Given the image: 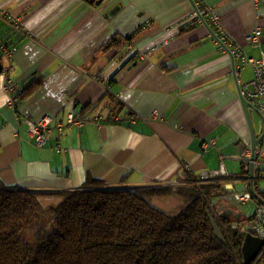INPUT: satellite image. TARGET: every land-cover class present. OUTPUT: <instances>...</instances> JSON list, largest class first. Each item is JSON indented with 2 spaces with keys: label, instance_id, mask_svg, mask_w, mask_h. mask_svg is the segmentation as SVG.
Wrapping results in <instances>:
<instances>
[{
  "label": "crops",
  "instance_id": "crops-1",
  "mask_svg": "<svg viewBox=\"0 0 264 264\" xmlns=\"http://www.w3.org/2000/svg\"><path fill=\"white\" fill-rule=\"evenodd\" d=\"M97 2L0 0V42L14 48L11 62L0 58V180L41 193L46 208L58 203L56 193L92 180L107 188L184 186L218 169L222 155L224 169L238 180L223 184L227 193L213 216L229 210L246 222L258 201L239 204L233 195L245 190L249 175L243 156L251 137L240 90L253 80L252 66L235 72L229 52L194 19L190 0ZM202 2L247 57L264 55V0ZM257 28L260 45L254 47L250 36ZM113 39L118 47L108 46ZM5 70L11 91L4 90ZM251 108L259 138L264 121ZM24 115L36 122L50 115L65 125L70 115L88 121L66 125L61 134L52 129L36 147L26 139ZM211 139L214 145L203 148ZM253 178L264 204V155ZM182 202L152 198L165 211ZM247 204L255 206L249 216L239 209ZM223 220L237 224L233 216Z\"/></svg>",
  "mask_w": 264,
  "mask_h": 264
},
{
  "label": "trees",
  "instance_id": "trees-1",
  "mask_svg": "<svg viewBox=\"0 0 264 264\" xmlns=\"http://www.w3.org/2000/svg\"><path fill=\"white\" fill-rule=\"evenodd\" d=\"M116 42L108 46L118 47ZM195 181L163 188H107L86 181L56 193L58 203L42 208L41 193L0 180V264H242L240 220L231 226L213 216V199L227 193L223 183ZM156 196L183 202L165 211L152 204ZM208 213L224 244L215 238ZM33 226L39 227L28 239L25 233Z\"/></svg>",
  "mask_w": 264,
  "mask_h": 264
},
{
  "label": "built area",
  "instance_id": "built-area-1",
  "mask_svg": "<svg viewBox=\"0 0 264 264\" xmlns=\"http://www.w3.org/2000/svg\"><path fill=\"white\" fill-rule=\"evenodd\" d=\"M193 16L194 19L202 25H205L210 36H212L222 49L229 52L235 72L242 71L245 66L251 65L254 71V78L248 84L244 85L240 90L241 96L246 98L247 102L256 109L263 121H264V55L261 53L259 58H249L247 57L242 49L221 29L218 16L214 13L212 7L202 0H193ZM16 28L20 27V22L15 23ZM260 35L261 32L257 28L250 36V43L252 46L257 47L260 45ZM14 53V48H7L5 44L0 42V58L5 59V61L11 62ZM11 66V65H10ZM10 67L7 68L9 70ZM7 70H5L4 80H5V91H11V79L7 75ZM12 104H16V100L12 99ZM156 116V113L153 114ZM24 123L26 125V139L28 142L33 143L36 147L44 146L50 138L52 129L57 130L59 134L63 131V128L67 126L81 127L88 120L85 117H73L70 115L66 122V125L57 120L56 118L48 115L42 117L39 121H33L29 115L23 116ZM93 121L98 124L101 118L95 117ZM213 146L214 140H209L203 144V148L206 146ZM57 152H60V148H56ZM264 155V148L247 149L244 153L243 160L244 165L248 169L249 163H253V170L259 166L262 156ZM252 158V160H251ZM219 168L212 171L202 172L197 178L196 184L199 183H223L229 184L233 181L238 180V177H230L223 166L224 156L219 157ZM245 190L240 192H234V200L239 204H245L253 200V193H256L257 187L254 179L245 177ZM225 185V186H226ZM244 231L251 234L254 237L262 239L264 241V204H260L256 207L252 218L246 221ZM264 255V246L257 257L259 261ZM253 264V263H252Z\"/></svg>",
  "mask_w": 264,
  "mask_h": 264
},
{
  "label": "water",
  "instance_id": "water-1",
  "mask_svg": "<svg viewBox=\"0 0 264 264\" xmlns=\"http://www.w3.org/2000/svg\"><path fill=\"white\" fill-rule=\"evenodd\" d=\"M104 0H98L97 5L101 4ZM191 4L193 5V0H190ZM0 71H1V65H0ZM243 110H244V114L246 117V121L248 124V128L250 131V137H251V149L252 151L254 150L255 146L262 140V138L264 137V131L262 136H260L259 138H256V136L254 135V131L252 128V124H251V113H252V108L251 106L246 102L244 97L240 98ZM252 160V158H251ZM253 163L250 162L249 163V167H248V176L251 179L253 178ZM253 193V197L255 199H260L257 195V193ZM219 211L221 210V208L218 209ZM227 213V214H226ZM221 218L226 219L227 217L233 216L234 219L238 220L239 219V215H233L232 211L229 210H225L220 214ZM208 218L209 221L211 223V226L213 228V232H214V236L215 238L220 241L221 243H225L224 240V236L222 234L221 229L219 228L218 224L216 223L215 219L208 213ZM264 246V241L262 239H259L257 237L252 236L249 233L245 234L244 240L242 242L241 245V254H242V264H252L254 262L257 261V257L259 255V253L261 252L262 248Z\"/></svg>",
  "mask_w": 264,
  "mask_h": 264
},
{
  "label": "rangeland",
  "instance_id": "rangeland-1",
  "mask_svg": "<svg viewBox=\"0 0 264 264\" xmlns=\"http://www.w3.org/2000/svg\"><path fill=\"white\" fill-rule=\"evenodd\" d=\"M223 196H224V195H222V196H220V197H223ZM227 196H230V195H227ZM220 200H221V198H219V197L213 199L214 203H217V202L220 201ZM254 207H255L254 204H247V205H245V206H239V209L242 210L246 216H249V215L252 214V211H253ZM112 224H113V223H112ZM112 224H111V225H112ZM245 224H246L245 221H241V222H239V225H238L239 231L242 232V233H244V234L247 233V232L244 231ZM112 226H113V225H112ZM38 227H39V226H38ZM38 227L33 226L31 229H28V230L26 231V233H25L26 238H28V239H32L33 236H34V234H35V231L38 229ZM92 232H93V229H91V233H89L88 238H92V237H93L94 233H92ZM254 263H255V262H254Z\"/></svg>",
  "mask_w": 264,
  "mask_h": 264
}]
</instances>
